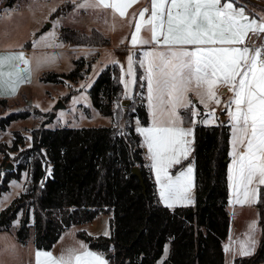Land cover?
<instances>
[{
    "label": "trees",
    "instance_id": "16d2710c",
    "mask_svg": "<svg viewBox=\"0 0 264 264\" xmlns=\"http://www.w3.org/2000/svg\"><path fill=\"white\" fill-rule=\"evenodd\" d=\"M14 1L5 0V4ZM235 3L248 11H264L249 0ZM58 37L74 45H109V39L96 29L86 33L62 26ZM74 62L76 67L69 73L44 74L41 79L63 83L68 77H78L86 60L78 57ZM134 65L130 99H122L120 67L116 63L102 68L89 88L93 105L103 115L113 116L115 124L55 128L42 124L32 129V145L25 149L19 150L24 135L18 131L13 133L11 145L0 143L4 153L7 149L19 150L10 167L0 168V197L11 180H19L25 173L22 190L0 212V231L12 230V222L18 218L14 229L17 240L26 244L32 238L36 248L49 250L65 229L103 213L109 215L108 235L92 236L83 230L77 235L91 249L101 252L107 264H224L223 242L229 226V125L226 121L194 125L192 152L172 169L193 161L194 203L173 208L163 205L157 196L148 152L136 131L137 122L148 123V110L143 70L137 62ZM5 100L0 98V102ZM34 112L40 113L37 108ZM181 114L191 121L190 109H181ZM28 115L27 111H18L0 117V130ZM133 166H138L144 187L131 172ZM255 206L260 226L257 247L251 255L236 257L233 264L264 261V185L259 187Z\"/></svg>",
    "mask_w": 264,
    "mask_h": 264
},
{
    "label": "snow or ice",
    "instance_id": "6c2138e0",
    "mask_svg": "<svg viewBox=\"0 0 264 264\" xmlns=\"http://www.w3.org/2000/svg\"><path fill=\"white\" fill-rule=\"evenodd\" d=\"M136 2L82 0L77 7H102L124 17L127 7ZM150 5L139 12V20L130 21L135 27L131 43L135 46L155 42L169 47L166 51L146 52V61H140L141 67L147 64L141 79L147 82L152 125L145 128L137 122L136 131L144 137L151 167L165 190L161 191V198H165V192L169 196L176 193L184 184V172L173 178L168 169L180 164L181 158L188 155L186 145L190 142L185 137L191 134V129L180 127L183 119L179 109H192L193 117L201 115L188 96L192 92L205 108L214 103L228 113L232 129L229 186L235 193L236 203L254 202L257 186L264 185V17L250 18L243 7L235 6V0H150ZM142 31H149L151 40L141 38L139 33ZM50 38L53 43H47ZM41 40L46 42V47L61 46L54 44V32ZM171 45L196 47L173 50ZM132 59L130 55L128 76L134 75ZM14 60L24 65L29 63L23 52L0 54V95H14L25 80L23 73L27 69L17 66L15 72L4 71ZM121 83H125L123 77ZM218 87L223 91H218ZM204 115L202 123L214 119L216 113L210 109ZM191 172L189 167L187 173ZM254 224L249 225V244H254L251 235ZM235 243L238 242L230 238L225 251H235L230 246ZM239 254L250 255L251 248L241 244ZM36 264H106V261L102 254L92 252L80 243L79 247L67 248L58 256L37 251Z\"/></svg>",
    "mask_w": 264,
    "mask_h": 264
},
{
    "label": "rangeland",
    "instance_id": "374dc122",
    "mask_svg": "<svg viewBox=\"0 0 264 264\" xmlns=\"http://www.w3.org/2000/svg\"><path fill=\"white\" fill-rule=\"evenodd\" d=\"M81 2L82 0H75V3L73 0H15L12 5H6L5 0H0V49L29 46L25 55L29 58L30 63V82L24 86L25 89L16 97L6 98L4 102H0V117L18 111H27L29 115L25 118L12 120L4 130H0V143L11 145L13 133L18 131L24 135V141L19 146V150L25 149L32 145V129L42 124L45 127L55 128L113 125L116 123L113 116L103 115L93 105L89 88L101 69L111 63L113 58L123 62L126 57L118 53L117 49L98 48L103 46L71 44V49H59L56 48L57 46L46 47V42L41 40V37H48L50 33L54 32V44L65 46L62 41L57 40V28L62 27L63 24L76 27L82 23L83 31L88 33L92 27H96L98 25L96 19L98 9L95 8L92 14L82 13L77 7V4ZM70 5L75 8H72L73 10L69 13ZM63 8L69 9L68 13H62V11L57 13V10ZM118 26L117 20L113 18L109 24L103 27L105 30L114 31L113 42L116 44L124 41V31L127 30L126 22L122 26ZM47 43H53L51 38ZM78 57L86 60V63L80 64L82 73L78 77H68L63 83L41 79L44 74L69 73L76 67L74 60ZM135 62L140 65L139 58L132 59L134 73L132 76L127 75L128 63L124 64L122 68L125 81L122 99H130L133 93L134 83L128 82L135 80ZM18 68L21 69L19 66ZM18 68L14 69L13 66L7 65L4 70L6 73L15 72ZM125 84L128 85L127 88ZM146 97L145 93V102L148 106ZM195 98L196 96L191 100L194 102ZM59 100H62L64 106L54 108ZM112 105L115 107L116 102ZM214 106L219 107V105L210 103L209 107H204V109L210 110ZM35 108L39 109L40 113H35ZM117 124L120 127L123 125L121 120L117 121ZM18 151L9 149L5 153L0 151V168L10 167L14 163ZM24 181L25 173L19 180L13 179L9 182V189L3 192L0 197V201H2L0 202V212L13 203L14 198L22 190ZM108 219L109 215L100 214L92 229L96 231L109 230ZM17 225L18 218L12 222V230L0 231V264H28L30 255L23 248V244L17 240L14 232ZM69 236L75 237L74 229L65 234V237Z\"/></svg>",
    "mask_w": 264,
    "mask_h": 264
},
{
    "label": "crops",
    "instance_id": "0c3cea01",
    "mask_svg": "<svg viewBox=\"0 0 264 264\" xmlns=\"http://www.w3.org/2000/svg\"><path fill=\"white\" fill-rule=\"evenodd\" d=\"M69 2V1H67ZM235 6L237 8L239 7H243L245 9V14L248 15L250 18H255L257 20H259L261 17H264V11H260V10H251L248 11L244 5H238L235 3ZM150 0H137L136 3L131 4L129 7H127L126 9V16L121 17L118 13H116L115 15L113 14V11L111 9H104V8H96L98 9V13H97V23L98 25L96 27H92V29H96L98 30L100 33H102L105 37H107L109 39V45L107 46H103V47H98V48H108V50H119L118 53L123 54L124 57H126V60L123 62H119L117 58H113L111 63H116L119 65L120 67V81L121 78L123 77V72H122V68L124 66V64L126 65L128 63V57L130 55H132V58L134 59V55L137 54L139 60H145L146 61V57L144 55V53L149 52V51H156V50H162V51H166L167 48L169 46H165L163 44H157L155 42L149 43V44H144V45H133L131 43V33L135 31V27H134V23L132 25H130V21H136L139 20V12L142 9L145 8H150ZM75 8L74 6L71 7V9L68 11L69 13ZM80 11H82V13H89L92 14L93 11L95 10V8L93 7H88V8H79ZM67 12V13H68ZM73 16V14H72ZM111 16V19H110ZM117 20V23L119 24V26H122L125 22H126V26H127V30L124 31V41L123 42H119V43H114V31L107 29L105 30V27L107 24L110 23V20L112 19ZM147 18V14L146 17ZM100 25V26H99ZM62 26H66L65 24H63ZM118 26V27H119ZM61 27V26H60ZM59 27V28H60ZM70 27V26H68ZM83 24H79L76 27L73 28H77L81 31L84 30L83 28ZM59 28H57V33L59 31ZM114 29L115 26H113ZM167 28V25L165 24V30ZM90 30V31H91ZM89 31V32H90ZM85 32V31H83ZM88 33V32H86ZM58 36V35H57ZM139 36L143 39H148L151 40V33L149 31H142L141 33H139ZM58 41H62L59 39H57ZM63 42V41H62ZM259 42V41H258ZM65 44V46H60V47H56L59 49H63V48H67V49H71L70 45L71 43L68 42H63ZM29 46H23V47H10V48H5V49H0V51H5V52H0V54L3 55H11V54H18L20 52H23L24 55L26 54V51L29 49ZM173 50H177L180 48H186L189 50L194 49L196 46L194 45H171L170 46ZM25 58L29 61V58L27 57V55H25ZM30 63H28L27 65H24L23 63H21L18 60H14L12 62V64H10L11 66L14 67V69H17V66L21 67V69H27V71H25L23 73L25 80L24 82L20 83L18 88L15 91V94H4V95H0V98H14L16 97L20 92L23 91L24 86L27 85L30 82L29 79V74H30ZM147 64L145 63V67H141L143 70V76L145 75V70H146ZM5 71V70H4ZM135 81V80H134ZM123 86V83H122ZM218 91H223L222 87H218L217 89ZM145 93L146 96H148L147 93V82L145 80ZM227 95V94H226ZM189 98L191 99L192 97L196 96L195 93L189 92L188 93ZM226 97H221V99H224ZM146 101L148 103L147 97H146ZM194 103L196 105L195 110L199 111L201 113L200 116L197 117H193L191 114V121H186V119L182 116L181 114V109H179V114L183 119V123L180 125V127L184 128V129H191V134L186 136L185 139L187 141H189L190 143H188L186 145L187 149H188V156H190L192 149H193V132H194V125L197 122H200L202 120L205 119V115L209 110L208 109H204V106L202 104L199 103L198 98L196 97L194 100ZM201 109H200V108ZM212 109L215 110V118L212 120H209L206 123H202L204 125H214L218 122L221 121H226L229 125L230 128V135H229V145H228V164H227V180H228V212H229V226H228V234L226 236V239L223 242V249H224V264H233L234 259L236 257H240V256H248V255H240L239 254V248L241 247V244H245V246L250 247L251 248V254L255 251L257 244H258V239H259V234H260V226L258 224V211L257 208L255 206L256 202L258 201V197H259V187L261 185L257 186V191L255 194V201L254 202H245L243 204L241 203H236L235 202V193L233 191L232 188H230L229 184V166L232 163V156H230V152L232 151V144H231V140H232V129H231V122H230V118L228 113L223 109L222 106L216 107L214 106ZM147 110H148V123L146 125H139L140 127H150L152 125V117L150 115V110L149 107L147 106ZM191 113H192V109ZM204 110V111H203ZM138 126V125H137ZM136 126V128H137ZM141 140L144 143V137L141 136ZM146 147V145H145ZM147 150V147H146ZM148 152V150H147ZM150 154L148 152V160L150 163V169H151V173L153 176V179L155 181V185H156V192H157V196L158 199L160 200V202L165 205L168 206L170 208L176 207V206H180V205H191L194 203V189H195V185H194V164L193 161H189L187 164H185L184 166H182L179 169H176L175 171H173L172 169L174 168L175 165H172L171 167H169L168 172L170 175H172L173 178H175L177 175H179L181 172L185 173V178H184V184L178 188V191L174 194H172L171 196L168 195L167 192H165V198H161V191H165L162 187V184L159 183L157 181V176H156V172L154 169H152L151 167V163L152 161L149 158ZM185 158H181V161L184 160ZM191 167L192 168V172L190 174L187 173V169ZM102 214V213H100ZM96 215V217L90 221V222H85L82 224H77V225H72L69 228L65 229L59 236V238L57 239V241L54 243V245L52 246L51 249L49 250H44V249H38L35 247L32 238L26 243L23 244V248H25L28 252V254L30 255L28 258V264H36V252L40 251V252H51L53 253V255H60L61 252L67 248H70L71 246L73 247H79L80 243H83L85 245H87L88 250L95 252L93 249H91L88 246V243L83 240L82 238H80L77 235V231L79 230H83L86 233L92 235V236H97L99 234H104L107 233L106 235L109 234L110 232V228L109 230L106 231H99V230H93L92 227L95 224V220L97 219V217L100 215ZM108 215V214H106ZM252 222H255L254 224V231H252L251 235L254 239V244H249L248 243V233H249V225L252 224ZM74 229V234L75 237H65V234L71 230ZM230 238L232 241H237L238 243L232 244L230 245L233 249H235V251L232 252H226L225 251V245H228L230 242ZM97 251V250H96ZM99 252V251H98ZM95 252V253H98ZM98 254H102L101 252H99ZM250 254V255H251ZM103 256V254H102ZM41 262L44 261V257L42 256L41 258ZM103 259L106 261L107 264V260L106 258L103 256ZM23 264H27V263H23ZM259 264H264V261L260 262Z\"/></svg>",
    "mask_w": 264,
    "mask_h": 264
},
{
    "label": "water",
    "instance_id": "95a60500",
    "mask_svg": "<svg viewBox=\"0 0 264 264\" xmlns=\"http://www.w3.org/2000/svg\"><path fill=\"white\" fill-rule=\"evenodd\" d=\"M249 1H251V2H253V3H256V4H258V5L262 6V7H264V0H249ZM48 24H49V23H48ZM127 102H128V100H127ZM63 106H64V103L62 102V100H59V101L57 102V104L55 105L54 108L63 107ZM36 146H38V144H37ZM131 172H132L133 174H135V175L139 178L140 183H141V185L143 186L142 176H141V172H140L138 166H133L132 169H131ZM143 187H144V186H143Z\"/></svg>",
    "mask_w": 264,
    "mask_h": 264
}]
</instances>
